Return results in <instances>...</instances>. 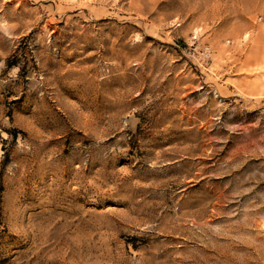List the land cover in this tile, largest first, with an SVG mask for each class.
<instances>
[{
  "label": "rangeland",
  "instance_id": "374dc122",
  "mask_svg": "<svg viewBox=\"0 0 264 264\" xmlns=\"http://www.w3.org/2000/svg\"><path fill=\"white\" fill-rule=\"evenodd\" d=\"M0 264H264V0H0Z\"/></svg>",
  "mask_w": 264,
  "mask_h": 264
}]
</instances>
